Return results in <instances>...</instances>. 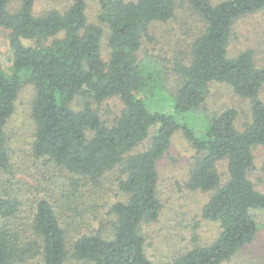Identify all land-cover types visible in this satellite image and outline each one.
Returning <instances> with one entry per match:
<instances>
[{"label": "trees", "instance_id": "trees-1", "mask_svg": "<svg viewBox=\"0 0 264 264\" xmlns=\"http://www.w3.org/2000/svg\"><path fill=\"white\" fill-rule=\"evenodd\" d=\"M37 0H0V28L8 32L12 64L0 55V264H66L69 256L92 264H155L147 254L144 227L159 219L158 161L182 129L196 150L186 187L214 191L203 217L220 226L210 245L190 249L182 264H224L250 244L259 230L264 192L249 178L254 148L264 145V67L251 49L229 56L234 25L244 15L264 10V0H186L205 22L193 43L192 61L179 62L181 84L174 96L163 87L161 71L141 61L149 29L175 14L173 0H99L98 20L89 22L87 0H71L65 9L36 12ZM109 28L108 61L103 59L104 27ZM26 41H29L28 44ZM213 82L230 85L251 101V121L236 126L238 111L228 108L202 117L201 131L186 118L207 113ZM33 85V154L63 172L66 201L40 196L33 214L24 213L21 192L13 186L7 126L21 89ZM118 96L124 104L112 122L99 105ZM155 127L150 146L133 151ZM226 160L228 180L218 168ZM125 196L110 208V230L85 232L70 241L71 220L65 205L87 187L99 188L111 172ZM2 183V182H1ZM78 196V195H77ZM76 205V204H75Z\"/></svg>", "mask_w": 264, "mask_h": 264}, {"label": "rangeland", "instance_id": "rangeland-1", "mask_svg": "<svg viewBox=\"0 0 264 264\" xmlns=\"http://www.w3.org/2000/svg\"><path fill=\"white\" fill-rule=\"evenodd\" d=\"M175 14L168 21L155 22L145 37L142 48L138 52L141 61L151 63L161 71L163 87L170 96H174L181 84V76L176 71L179 62L189 65L192 61L193 43L203 32L205 22L195 8L186 0H173ZM222 0H212L218 3ZM20 0H13L16 7ZM71 0H37L36 12L52 8L65 9ZM99 0H87V16L89 22L101 24L98 20ZM102 38V53L105 61L109 60L110 31L106 25ZM30 44L29 41H26ZM251 49L254 60L259 67H264V10L239 18L234 25L233 39L229 46V56ZM0 55L6 70L12 64V52L9 48L8 32L0 28ZM35 96L33 85H25L16 101L15 111L7 126L9 154L12 163L13 186L21 192L24 213L33 214L34 202L40 196H51L66 199L63 172L51 166L47 161L37 159L33 154L35 123L32 117V103ZM260 98L264 101V88ZM207 113H194L186 121L200 131L205 126L202 117L211 116L228 108L238 111L236 126L239 130L251 121V101L235 93L233 88L221 82H213L206 99ZM106 122H112L118 116L124 104L118 96L107 98L95 105ZM204 115V116H203ZM155 127L149 137L141 143L133 153L150 146ZM196 150L182 129H178L171 138L168 150L158 161V195L162 202L160 217L144 227L147 254L155 264H182V257L190 249L212 244L219 236L220 226L217 222L203 217V208L214 191L191 190L186 187L193 168ZM222 184L228 180L226 160L218 164ZM118 172H111L99 188L87 187L84 191L72 196L75 209L65 205L70 214V241L90 231L107 228L113 213L110 208L114 202L125 199L117 187L115 180ZM10 173L1 177L0 185L7 183ZM249 178L257 190L264 192V145L254 148V165ZM2 182V183H1ZM78 195V196H77ZM76 204V205H75ZM259 230L255 239L242 248L224 264H264V211L257 212ZM105 228V229H106ZM104 230V229H103ZM41 257L36 256L25 264H40ZM66 264H92L69 256Z\"/></svg>", "mask_w": 264, "mask_h": 264}]
</instances>
